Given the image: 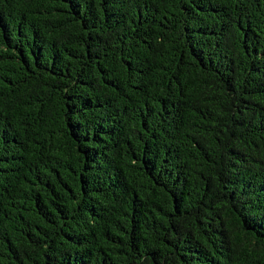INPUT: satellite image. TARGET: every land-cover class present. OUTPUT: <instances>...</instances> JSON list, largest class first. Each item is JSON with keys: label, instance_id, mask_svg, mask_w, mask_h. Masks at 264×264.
Masks as SVG:
<instances>
[{"label": "trees", "instance_id": "1", "mask_svg": "<svg viewBox=\"0 0 264 264\" xmlns=\"http://www.w3.org/2000/svg\"><path fill=\"white\" fill-rule=\"evenodd\" d=\"M0 264H264V0H0Z\"/></svg>", "mask_w": 264, "mask_h": 264}]
</instances>
